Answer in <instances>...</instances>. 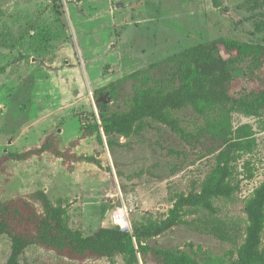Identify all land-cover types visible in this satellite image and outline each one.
Returning <instances> with one entry per match:
<instances>
[{"label": "rangeland", "instance_id": "1", "mask_svg": "<svg viewBox=\"0 0 264 264\" xmlns=\"http://www.w3.org/2000/svg\"><path fill=\"white\" fill-rule=\"evenodd\" d=\"M0 0V155L24 153L23 160L7 159L0 171V202L34 207L32 193L43 190L67 211L71 227L90 234L98 226H113L111 215L126 206L129 220L152 213L164 217L177 193L199 190L214 163L209 139L186 142L160 123H152L130 138L116 136L110 147L102 130L83 135V127L100 122L93 90L113 82L108 113L126 110L133 79L125 78L151 63L197 42L218 37L264 42V0ZM243 69L244 65L241 66ZM242 69V70H243ZM232 92L247 90L251 81L239 72ZM264 81V70L259 72ZM240 89V90H239ZM183 127L195 133L202 118L191 109L176 112ZM234 125L251 123L257 147L239 159V188L233 200H216L221 217L237 227L239 242L246 225L244 200L264 180V108L258 116L233 114ZM51 137L65 157L36 152ZM94 155L101 162L74 160ZM72 156V157H71ZM254 167L243 178L242 163ZM28 210V209H25ZM193 216H187L191 219ZM163 248L198 249L226 262L230 242L180 225L149 241ZM11 240L0 235V264H5ZM24 264H124L105 257L76 260L57 255L39 244L29 245ZM138 264H144L139 258ZM152 264V262H149Z\"/></svg>", "mask_w": 264, "mask_h": 264}, {"label": "trees", "instance_id": "2", "mask_svg": "<svg viewBox=\"0 0 264 264\" xmlns=\"http://www.w3.org/2000/svg\"><path fill=\"white\" fill-rule=\"evenodd\" d=\"M214 3L218 5L217 0ZM261 70H264V42L218 37L187 46L176 54L151 63L145 70L127 75L125 78L133 79V84L126 110L108 113L109 100L105 98L113 97V82L95 88L93 94L100 122L95 113H91L95 121L83 127V135L96 132L102 143V130L108 145L113 147L117 143L116 136L127 139L152 123H160L189 143L197 137L209 139L212 143L209 152L214 154L212 167L199 190L177 193L164 217L157 219L150 213L133 222L131 231L100 225L88 234L73 228L68 223L65 206L54 204L43 190L32 193L41 205L40 212L34 207L28 208L26 202L25 208L21 204L0 202V235L6 234L11 240L5 264H24L21 256L31 244L47 247L61 258L73 260L105 257L114 261L117 255H121L124 264H138L139 258L144 264H264V180L244 200L246 225L240 242L237 227L217 216L219 209L214 204L216 200L235 198L239 188L236 162L252 154L257 147L252 124L235 126L233 114L254 117L264 108ZM239 72L251 81L260 80L261 85L250 83L246 91L232 92ZM185 108L202 118V124L196 127L195 133L183 127L176 114ZM44 151L58 157L67 155L53 145L51 137H47L36 150ZM32 154V150L3 152L0 171L4 169L5 160H23ZM73 158L101 167V162L94 155ZM241 172L245 179L254 177V167L249 159L243 161ZM189 215L193 217L188 219ZM180 225L232 243L235 249L229 250V260L221 262L204 251L201 257V249L194 250L192 244H189V249L150 244L153 238Z\"/></svg>", "mask_w": 264, "mask_h": 264}, {"label": "built area", "instance_id": "3", "mask_svg": "<svg viewBox=\"0 0 264 264\" xmlns=\"http://www.w3.org/2000/svg\"><path fill=\"white\" fill-rule=\"evenodd\" d=\"M129 212L130 210H128V208L126 206L117 208V210H115L113 212V214L111 215V223L113 224V226H117L119 227L121 230H127V231H131V225H123L121 222L129 220Z\"/></svg>", "mask_w": 264, "mask_h": 264}, {"label": "bare ground", "instance_id": "4", "mask_svg": "<svg viewBox=\"0 0 264 264\" xmlns=\"http://www.w3.org/2000/svg\"><path fill=\"white\" fill-rule=\"evenodd\" d=\"M121 223H122L123 225H128V226L131 225V223H129L128 220L122 221Z\"/></svg>", "mask_w": 264, "mask_h": 264}]
</instances>
